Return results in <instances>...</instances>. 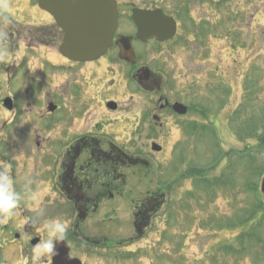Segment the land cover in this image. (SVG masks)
Segmentation results:
<instances>
[{"label": "rangeland", "instance_id": "rangeland-1", "mask_svg": "<svg viewBox=\"0 0 264 264\" xmlns=\"http://www.w3.org/2000/svg\"><path fill=\"white\" fill-rule=\"evenodd\" d=\"M117 2L121 22L128 27L135 7H160L177 18L180 25L174 39L161 45L150 42L148 47L135 44V50L142 63L164 76L167 97L195 110L179 120L172 117L165 126L137 128L138 117L153 103L147 93H137L136 110L126 94L122 111L108 115L113 124L107 142L147 164L123 167V196L104 201L80 224L82 231L94 233L96 222L103 226L100 233L108 239L109 264H264V197L259 191L264 175V0ZM0 4L3 9L7 5L12 17L23 14L24 23L18 19L23 24L0 20L7 39H16L21 48L22 40L37 45L31 26L47 25L44 33L57 38L49 37L33 59L59 57L56 26L34 6L35 0H0ZM58 72L63 75V70ZM80 84L82 80L69 86ZM69 92L60 98V109L68 119H80L82 113L87 117L93 107L75 109L74 92ZM197 110L206 112L205 117L190 128L198 119ZM152 140L162 145L160 153L151 151ZM45 189L39 201L48 196ZM151 193L164 199L151 229L133 243L125 240L133 234L131 203ZM101 218L105 220L100 226ZM43 219L37 223L39 230L56 220ZM57 220L67 224L68 218ZM111 249L117 258L111 256ZM135 249L132 256L124 252ZM93 256L87 264L101 263Z\"/></svg>", "mask_w": 264, "mask_h": 264}, {"label": "flooded vegetation", "instance_id": "flooded-vegetation-1", "mask_svg": "<svg viewBox=\"0 0 264 264\" xmlns=\"http://www.w3.org/2000/svg\"><path fill=\"white\" fill-rule=\"evenodd\" d=\"M15 14L14 19L22 13ZM5 15L7 20H4ZM0 16L4 23L12 21L8 14ZM135 33L134 25L131 23L128 27L119 17L113 41L118 35L132 38L136 55L133 62L119 59L115 44L100 59L87 63H74L63 57L56 60L36 57L34 60V55H25L16 63L0 56V173L9 166L14 193L20 198L12 218L4 222L0 215V264H32L25 239L34 237L31 244L35 245L39 237L45 235L44 228H37L46 217L68 218L67 233L65 241L57 248L59 254L42 259L41 264H76V259L80 264H87L92 255L101 262L99 264L111 261L107 258L108 239L103 236L105 233H100L105 219L99 220L101 227L97 222L91 224L93 235L82 231L80 224L96 214L107 199L123 196L126 183L123 167L146 165L147 162L129 156L111 140L107 142L108 128L113 124L112 120H107L108 115L122 111L121 103L127 93L133 104L130 107L139 110L136 100L137 93L141 92L150 96L153 106L138 117L137 128L165 126L172 117L181 118L174 114L171 105L182 102L167 97L162 74L152 70L154 73L144 76L142 68L150 67L140 61L135 50V44L148 47L151 43H162L141 42ZM59 70H63V75ZM78 80L83 84L70 88L69 84ZM123 88L127 91L119 95L118 91ZM65 91L74 92L75 109L93 107L87 117L83 113L80 119L66 117L59 105ZM109 102L115 103L114 109L108 108ZM60 115L64 118L62 122H59ZM44 189L48 196L39 201ZM158 197L146 195L130 206L133 234L128 240L144 237L151 229L160 207ZM38 214L41 215L40 223ZM115 250L109 253L117 258Z\"/></svg>", "mask_w": 264, "mask_h": 264}, {"label": "water", "instance_id": "water-1", "mask_svg": "<svg viewBox=\"0 0 264 264\" xmlns=\"http://www.w3.org/2000/svg\"><path fill=\"white\" fill-rule=\"evenodd\" d=\"M38 6L48 12L63 33L59 52L71 61H93L103 55L112 45L117 28L118 12L115 0H39ZM137 27L136 37L141 41L156 39L158 42L171 39L176 30L175 21L161 10L133 9L131 16ZM130 38L119 36L116 45L119 57L135 60ZM148 76V71L144 72ZM173 110L185 114L186 107L174 104ZM159 151L160 147L153 145ZM264 194V177L261 183Z\"/></svg>", "mask_w": 264, "mask_h": 264}, {"label": "clouds", "instance_id": "clouds-1", "mask_svg": "<svg viewBox=\"0 0 264 264\" xmlns=\"http://www.w3.org/2000/svg\"><path fill=\"white\" fill-rule=\"evenodd\" d=\"M5 12L7 5H4ZM7 20V16H4ZM7 32L5 27H0V53H6ZM2 58V57H0ZM6 78V76H5ZM9 166L0 173V215H3L4 222L15 215V209L19 204V195L14 193V182L8 174ZM45 235L39 237L35 245L31 244L34 237H27L25 243L31 252L32 264H41L42 259L52 258L59 254L57 245L65 241L67 225L61 220H54L52 223L43 226Z\"/></svg>", "mask_w": 264, "mask_h": 264}, {"label": "trees", "instance_id": "trees-1", "mask_svg": "<svg viewBox=\"0 0 264 264\" xmlns=\"http://www.w3.org/2000/svg\"><path fill=\"white\" fill-rule=\"evenodd\" d=\"M230 246V245H229Z\"/></svg>", "mask_w": 264, "mask_h": 264}]
</instances>
